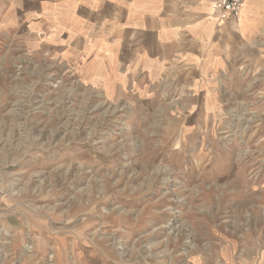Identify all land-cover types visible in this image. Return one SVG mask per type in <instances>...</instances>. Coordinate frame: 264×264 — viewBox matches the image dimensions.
<instances>
[{
  "label": "rangeland",
  "instance_id": "1",
  "mask_svg": "<svg viewBox=\"0 0 264 264\" xmlns=\"http://www.w3.org/2000/svg\"><path fill=\"white\" fill-rule=\"evenodd\" d=\"M261 5L204 99L120 80L116 0H0V264H264Z\"/></svg>",
  "mask_w": 264,
  "mask_h": 264
},
{
  "label": "crops",
  "instance_id": "2",
  "mask_svg": "<svg viewBox=\"0 0 264 264\" xmlns=\"http://www.w3.org/2000/svg\"><path fill=\"white\" fill-rule=\"evenodd\" d=\"M215 1L116 0L119 42L111 52L121 56L120 80L152 79L156 85L172 64L173 83L189 94L215 97L216 82L226 77L241 45L247 48L244 38L256 31L262 10L261 0H248L241 20L220 22L212 16Z\"/></svg>",
  "mask_w": 264,
  "mask_h": 264
},
{
  "label": "built area",
  "instance_id": "3",
  "mask_svg": "<svg viewBox=\"0 0 264 264\" xmlns=\"http://www.w3.org/2000/svg\"><path fill=\"white\" fill-rule=\"evenodd\" d=\"M247 0H216L211 7L212 16L220 22L229 19L238 20L239 14Z\"/></svg>",
  "mask_w": 264,
  "mask_h": 264
},
{
  "label": "bare ground",
  "instance_id": "4",
  "mask_svg": "<svg viewBox=\"0 0 264 264\" xmlns=\"http://www.w3.org/2000/svg\"><path fill=\"white\" fill-rule=\"evenodd\" d=\"M247 1H248V0H247ZM247 1H246V3H247ZM246 3L244 4V6H243V8H242V10H241V12H240V14H239V15H240L239 18L242 16L241 14H242V11H243V9H244Z\"/></svg>",
  "mask_w": 264,
  "mask_h": 264
}]
</instances>
